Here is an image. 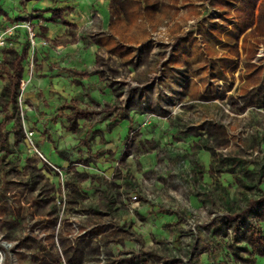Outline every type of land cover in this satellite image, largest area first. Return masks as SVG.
Instances as JSON below:
<instances>
[{
  "label": "rangeland",
  "instance_id": "1",
  "mask_svg": "<svg viewBox=\"0 0 264 264\" xmlns=\"http://www.w3.org/2000/svg\"><path fill=\"white\" fill-rule=\"evenodd\" d=\"M8 1L0 264H264V0Z\"/></svg>",
  "mask_w": 264,
  "mask_h": 264
},
{
  "label": "crops",
  "instance_id": "2",
  "mask_svg": "<svg viewBox=\"0 0 264 264\" xmlns=\"http://www.w3.org/2000/svg\"><path fill=\"white\" fill-rule=\"evenodd\" d=\"M72 0H38L37 2H35V3H32V4H28L29 5V8L28 9H30V8H33V9H39V10H42L44 7H45V3H47V2H52L53 3V6L55 7L56 5V7H59V5H61L60 4V2L61 3H63L64 4V2H71ZM87 1L88 0H76L75 1V5H77L79 8H84L85 6H86V3H87ZM7 2H9L8 0H0V5H1V7L0 8H2L3 9V7H2V4H4V3H7ZM73 2V1H72ZM57 3V4H56ZM8 5V4H7ZM8 6H10V7H12V4H10L9 3V5ZM103 6V5H102ZM47 7H49L48 5H47ZM55 7V8H56ZM25 9H27V7L25 8ZM23 10V11H26V10ZM102 9V8H101ZM4 10V9H3ZM20 10V9H19ZM17 11V10H16ZM27 12V11H26ZM16 13V12H15ZM48 17V16H47ZM1 18L2 17H0V23H1ZM102 22H103V24H105V25H108V13L106 12V11H103L102 12ZM21 31H23V30H21ZM49 33L51 34V36H55V35H57L59 32H58V29H57V32H54V28H53V30H49ZM14 46V45H13ZM12 46V47H13ZM20 46V45H19ZM18 46V47H19ZM8 48H10V47H7V49ZM4 49V48H3ZM2 49V50H3ZM2 50H1V53H2ZM87 54H89L87 51L86 52H84V54L83 55H87ZM14 68H16V66H14ZM131 113H133V111L131 112ZM126 117V119H124L123 120V122L125 123L124 125H127L128 123H129V121H130V119H132V120H134V119H136V117L137 116H135V115H129V117H127V116H125Z\"/></svg>",
  "mask_w": 264,
  "mask_h": 264
},
{
  "label": "built area",
  "instance_id": "3",
  "mask_svg": "<svg viewBox=\"0 0 264 264\" xmlns=\"http://www.w3.org/2000/svg\"><path fill=\"white\" fill-rule=\"evenodd\" d=\"M20 27H24L26 29V31L29 33V38L31 39V42L34 43L33 41L34 33L30 30V28L27 25L19 22L10 24L6 28L0 29V56H1V50L3 48H7L13 45L11 38L13 36L14 31ZM24 86L25 84L23 85V87ZM39 155L42 157L40 153Z\"/></svg>",
  "mask_w": 264,
  "mask_h": 264
},
{
  "label": "trees",
  "instance_id": "4",
  "mask_svg": "<svg viewBox=\"0 0 264 264\" xmlns=\"http://www.w3.org/2000/svg\"><path fill=\"white\" fill-rule=\"evenodd\" d=\"M14 69H15V68H14ZM15 73H16V71H14V74H9V75H10L11 77H13V76H15ZM14 80H15V79H14ZM12 82L14 83L15 81H12ZM17 83H18V80H16V84H17ZM16 87H17V85H16ZM11 89H14V88H13V85H11ZM15 93H16V92H15ZM12 98H13V97H10V99H9L7 105H6V108H5V111H4V115H2V120H4L5 117H7V116L10 114Z\"/></svg>",
  "mask_w": 264,
  "mask_h": 264
}]
</instances>
